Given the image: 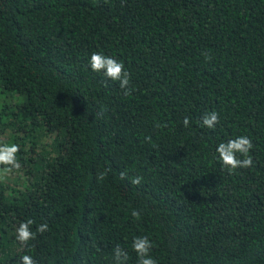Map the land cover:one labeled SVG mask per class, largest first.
<instances>
[{
  "label": "trees",
  "instance_id": "16d2710c",
  "mask_svg": "<svg viewBox=\"0 0 264 264\" xmlns=\"http://www.w3.org/2000/svg\"><path fill=\"white\" fill-rule=\"evenodd\" d=\"M0 136L22 170L0 180V264H113L117 244L137 264V236L157 264H264V0H0ZM238 136L253 165L229 174ZM27 219L48 230L24 247Z\"/></svg>",
  "mask_w": 264,
  "mask_h": 264
},
{
  "label": "clouds",
  "instance_id": "9594fccd",
  "mask_svg": "<svg viewBox=\"0 0 264 264\" xmlns=\"http://www.w3.org/2000/svg\"><path fill=\"white\" fill-rule=\"evenodd\" d=\"M210 58V57H209ZM89 67L91 71L95 73H102L107 79L111 81H118L119 87L124 90L125 95L131 93L129 88L130 73L124 68L123 63L119 62L113 57L103 55L99 52H93L89 58ZM183 126L188 127L190 124L189 118L183 119ZM219 123V114L216 112H209L201 117V125L208 129H214L216 124ZM150 140V137H146ZM252 140L247 136H238L234 139H229L226 142H221L216 147V153L222 167L232 174L237 169L250 168L253 165L252 156L249 154L253 148ZM19 152V146L17 144H4L0 145V180H4L7 174L13 169H19L20 164L16 158V154ZM242 157V158H238ZM110 169H106L104 172H100L97 176L98 180H104L107 172ZM126 173L121 172V179L125 178ZM142 177H136L131 180L133 185H139ZM132 217L139 220L140 213L138 211H132ZM34 221L27 219L19 224L16 228V240L20 245L27 247L29 241L36 238V234H43L48 230L47 223H41L35 228V232L32 230ZM132 250L136 253L137 264H157L156 259L150 255V251L153 247L152 242L147 236H137L132 240ZM113 264H127L129 260V253L122 249L120 245H116L113 249ZM19 264H37V261L31 255H22L20 257Z\"/></svg>",
  "mask_w": 264,
  "mask_h": 264
},
{
  "label": "rangeland",
  "instance_id": "374dc122",
  "mask_svg": "<svg viewBox=\"0 0 264 264\" xmlns=\"http://www.w3.org/2000/svg\"><path fill=\"white\" fill-rule=\"evenodd\" d=\"M49 138H50V136L46 135L44 138H42L41 142L43 143L45 140H48ZM7 140H5V138L3 136H0V145L7 144ZM21 178H22V170L21 169H13L11 172H9L7 174L6 179H4L3 181L9 185H12L14 183V181H16L19 185Z\"/></svg>",
  "mask_w": 264,
  "mask_h": 264
}]
</instances>
